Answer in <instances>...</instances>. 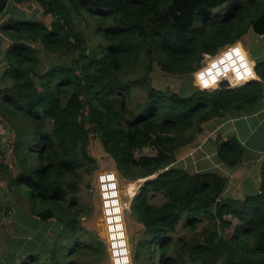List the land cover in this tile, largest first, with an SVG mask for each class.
<instances>
[{"label": "trees", "instance_id": "1", "mask_svg": "<svg viewBox=\"0 0 264 264\" xmlns=\"http://www.w3.org/2000/svg\"><path fill=\"white\" fill-rule=\"evenodd\" d=\"M31 2L51 16L50 25L10 13L11 3ZM250 31L264 37V0H0V47L9 42L0 72V117L14 134L16 160L1 166L10 200L16 207L29 204L31 233L35 222L42 224L18 242L19 249L35 252L12 254L0 264L107 259L104 242L81 224L84 178L98 169L93 139L124 178L157 176L132 199L144 227L135 264H264V160L259 190L243 198L226 194L224 174L177 165L181 149L208 122L264 108V54L251 53L256 78L234 88L180 94L154 87L152 76L155 65L190 76L206 55H218ZM137 87L146 97L134 110L129 102ZM215 142L218 163L238 169L248 148L234 134ZM159 195L165 201L153 203ZM181 224L190 233L175 238ZM199 226L204 233H196Z\"/></svg>", "mask_w": 264, "mask_h": 264}, {"label": "rangeland", "instance_id": "2", "mask_svg": "<svg viewBox=\"0 0 264 264\" xmlns=\"http://www.w3.org/2000/svg\"><path fill=\"white\" fill-rule=\"evenodd\" d=\"M9 8H11L10 13H19L25 15L28 18H38L47 25H50L52 21L51 16L43 15V9L38 3L31 2L28 4L20 5L11 3ZM77 20L79 22V25L84 28V19L82 17H77ZM94 41L98 42V38L94 37ZM8 44L9 42H3L0 47V72L5 66L4 50L6 49ZM234 45H236L238 49L243 48L246 51L249 60H252V62H255L251 54L253 51H259L261 54H264V37L256 35L253 31H250L242 41L224 48L220 53H225L226 51L231 49L230 47H234ZM59 58L62 59L63 56H60ZM49 59L53 60V57L48 58V60ZM252 62L249 65H251ZM204 66H207V64H205ZM253 75L254 74H251L249 77H253ZM152 76L154 87L163 90L168 89L180 94L188 95L190 94L192 89L198 86V83L196 82L194 77V73L190 76L170 74L164 72L158 65H155V70ZM225 81H228L230 84V81L228 79H223L217 86H214L213 88H218L219 85ZM230 85H232L233 88L237 87L236 82H233V84ZM145 97L146 93L141 91L137 87L135 88L132 100L129 102V104L132 105L131 107L134 110H136V104ZM218 120L219 119H214L208 122L204 127V132L198 135L196 140L192 144L187 145L186 147L181 149V151L177 155V165L186 168L191 173L200 170H215L217 172H220L224 174L229 180L226 194L230 195L233 198L242 197L241 192L235 190L237 188L239 189L238 183H241V180H243L244 188L253 191L254 178L257 176V167L260 166V164L252 165V162H254L253 160L255 159L249 160V158H247L244 169L240 171L238 169L234 170L225 167L222 164L218 163L216 159L217 149L215 140L219 137V135L224 137L228 136L230 129H232V127L234 126V122L231 121V127H229V124H227V128L220 131L218 130L217 125ZM253 122L256 125L259 123L258 119H254ZM240 131L243 137H245L244 135H247V133H249V129L247 130L245 125L241 126ZM230 134H234L239 139H241L240 136L236 134L235 129ZM254 134L255 138L253 140H249L248 142L243 143L248 149H250L253 145L263 144L264 125L260 124L259 127H255ZM13 137L14 134L10 130L7 122L0 117V150H3L5 154V161L2 160L0 156V259H2L3 261H5L6 259L5 256H10L12 254L15 255L16 253H19V250H21L18 248L19 240H25L26 238L29 239L30 237L34 236L36 231L38 232L41 230L42 225L41 223L35 222L34 227L36 226V230L33 229L34 232L31 233L26 217V215H29L28 202L17 204L18 207H16L14 199L10 200L11 196L8 188L9 177L7 173L4 172V166H1V164L3 162L11 164L16 161L14 160L11 151L10 141L11 139H13ZM90 153L92 156H94V158H96L98 169L95 170L92 174H86L84 178L85 180L82 185L83 188L80 194V201L90 214L87 215L86 213H84L85 209L84 207H82L83 213H81V224L87 231L95 234L97 233L99 238L104 242L107 251V259L103 264H135L134 253L139 249V245H137L139 244L138 242L144 239V227L138 222L133 214L132 209L129 211L126 206H123V211L121 212L119 222L123 226H125L126 233L124 235V238L126 240L127 252L125 251V249L114 250L112 247V238L108 237L106 230L104 209L106 208L107 204L103 203V196L104 193H107V191L109 192L111 190H114L113 192L119 195L118 198L120 199L122 204H125L126 202L128 203L129 199L134 198L135 195L140 193V190L145 184L147 178H140L135 181L124 178L117 170L114 160L108 153H106L100 140L98 139H93L91 141ZM18 170L19 167L16 166L14 168V171L17 172ZM155 176L151 177L155 178ZM98 180L100 181V185L98 183ZM133 185L136 186V194L129 196V192H126L127 187H131ZM91 189H94V191L91 192ZM163 201H165V198L160 195L152 199V202L155 204H160ZM118 208L119 205L113 206V210L116 211V214H119ZM50 224L52 225L53 223ZM183 224H181L179 230L174 235L175 238L190 233L189 227H187L186 224ZM204 229L205 228L203 226H199L196 233L202 234L205 231ZM26 230H28V233L22 234ZM51 233L56 235L53 230L49 229L48 234ZM35 251L36 250H23L22 254H24V252L29 253Z\"/></svg>", "mask_w": 264, "mask_h": 264}, {"label": "built area", "instance_id": "3", "mask_svg": "<svg viewBox=\"0 0 264 264\" xmlns=\"http://www.w3.org/2000/svg\"><path fill=\"white\" fill-rule=\"evenodd\" d=\"M230 48L231 49L228 48L229 50L225 52L226 54L231 53V51L233 50V47H230ZM225 53H219L216 56H209V55L205 56L202 62L203 66L194 73V76H196V80L200 85V89H212L214 86H217L223 79H228L230 83H232L234 80L237 86H240L243 83L247 82L249 79H252L254 77V76L249 77L251 74L247 75L248 76L247 78L243 76H238L240 73H239V70L238 71L235 70L236 69L234 68L235 65L232 66L233 69L229 67V62H231L233 59H225V56H224ZM248 62L250 64L252 60H249L248 58ZM205 64H207V66H204ZM251 65H249V67H251L252 70L254 71L253 67H255V62H252ZM209 67L210 69H208ZM209 71H213L214 73H210ZM213 74L216 75L215 80H213L214 82H212L214 83V85L209 86V84L205 83L204 79L206 77L212 78ZM98 183L100 185L99 180H98ZM93 191L94 189H91V192ZM113 191L114 190H111L109 192L107 191V193H104V196H103V203L107 204L106 208L104 209L106 230H107L108 237L112 238L113 249L114 250H122V249L126 250V240L124 238V235L126 233L125 226H123L119 222V218L121 217L123 206H126V208L129 211L132 209V199L133 198L129 199L128 203L126 202L125 204H122L120 199L118 198L119 195ZM136 191L137 189H136V186L134 185L131 187L128 186L126 190V192H129V196L136 194ZM114 205H119V208H118L119 214H116L115 213L116 211L113 210Z\"/></svg>", "mask_w": 264, "mask_h": 264}, {"label": "crops", "instance_id": "4", "mask_svg": "<svg viewBox=\"0 0 264 264\" xmlns=\"http://www.w3.org/2000/svg\"><path fill=\"white\" fill-rule=\"evenodd\" d=\"M238 45V44H236ZM234 45L233 50L231 51V53L229 54H224L225 59H233L231 62H229V67L232 68L233 65H235L234 68H236L235 70H239V75L238 76H243L245 78H247V75L253 74V70H251V68L249 67V62H248V55L246 53V51L242 48V49H238L237 46ZM210 69V67L208 68ZM233 69V68H232ZM210 73H214L213 71H209ZM215 74L212 75V78H205L204 81L205 83L209 84V86H213L214 82L213 80H215ZM195 80H196V76ZM197 82V80H196ZM234 82V80H233ZM230 83V84H233ZM198 83V82H197ZM198 88H200L199 83L197 84ZM264 108L258 112H256L255 114L251 115V116H244L242 118H232L229 117L227 119L224 120H218L217 125H218V130L222 131L225 130L227 128V124H229V127H231L232 125H230L231 121L234 122L233 123V127L232 129L236 131V134H238L240 136V140L242 141V143L244 142H248L249 140H253L255 138V134H254V128L255 127H259L260 124L264 125ZM261 112V113H259ZM254 119H258L259 123L256 125L253 120ZM245 125L247 130L249 129V133H247V135H244L245 137L242 136L241 134V126ZM230 129L229 135H231L230 133L233 132V130ZM255 146V147H254ZM255 153V154H254ZM247 158L250 159H255L253 160L254 162H252V165L255 164H260L262 162V160H264V140H263V144L262 145H253L250 149H248L246 155L244 156V160L242 165L238 168V170L242 171L244 169V166L246 165V160ZM258 171H257V176L254 178V189L253 191L247 190L244 188V181L241 180V183H238L239 189H235L236 191H240L242 194V197H238V198H243V196H245L248 193L251 192H257L259 190V186H260V182H261V176H260V166L257 167ZM238 181V180H237ZM23 253V250H19V253H16L15 256H20ZM25 253V252H24ZM30 253V252H29ZM27 254V253H25ZM7 257V256H5ZM7 261V260H6Z\"/></svg>", "mask_w": 264, "mask_h": 264}, {"label": "water", "instance_id": "5", "mask_svg": "<svg viewBox=\"0 0 264 264\" xmlns=\"http://www.w3.org/2000/svg\"><path fill=\"white\" fill-rule=\"evenodd\" d=\"M219 87H221V88H231V85L229 84L228 81H225V82L221 83V84L219 85ZM156 177H157V176H155V178H156ZM151 179H154V177L147 178V180H151ZM147 180H146V181H147Z\"/></svg>", "mask_w": 264, "mask_h": 264}, {"label": "bare ground", "instance_id": "6", "mask_svg": "<svg viewBox=\"0 0 264 264\" xmlns=\"http://www.w3.org/2000/svg\"><path fill=\"white\" fill-rule=\"evenodd\" d=\"M126 251V250H125ZM127 252V251H126Z\"/></svg>", "mask_w": 264, "mask_h": 264}]
</instances>
